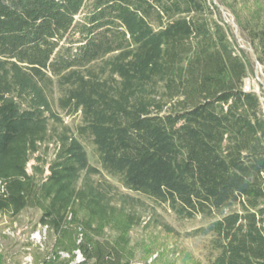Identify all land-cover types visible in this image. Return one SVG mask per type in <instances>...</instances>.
I'll list each match as a JSON object with an SVG mask.
<instances>
[{
	"label": "trees",
	"instance_id": "1",
	"mask_svg": "<svg viewBox=\"0 0 264 264\" xmlns=\"http://www.w3.org/2000/svg\"><path fill=\"white\" fill-rule=\"evenodd\" d=\"M230 2L264 65V14ZM251 73L214 0H0V215L38 213L37 264H137L163 214L207 222L208 264H264Z\"/></svg>",
	"mask_w": 264,
	"mask_h": 264
},
{
	"label": "rangeland",
	"instance_id": "2",
	"mask_svg": "<svg viewBox=\"0 0 264 264\" xmlns=\"http://www.w3.org/2000/svg\"><path fill=\"white\" fill-rule=\"evenodd\" d=\"M239 10L244 13L245 18L249 19L252 24H255L258 18H263L264 0H237ZM215 4L220 7L222 17L230 26L232 39L238 49L245 52L246 58L252 65V73L246 79L245 83L248 88L257 93L264 106V65L258 61V55L255 49L250 44L246 32L242 29L236 13L232 11L230 0H214ZM79 119H76L78 122ZM68 123L72 120L67 119ZM89 161L92 166L98 167L96 158L93 155L91 148L87 147ZM114 185L118 186L123 192H126L119 183L108 178ZM165 220L175 228L177 235L159 234L156 229L145 230L139 228L133 233V240L140 246L141 252L144 248H152V254H141V259L138 263L148 264H208L207 263V244L208 239L204 238H189L187 233L206 226L207 222L198 218L194 221L179 222L173 215L163 214ZM39 215L32 211H26L17 218H10L6 215H0V244L3 249L4 264H22L26 256L30 255L34 263L43 257L44 247L38 249V245L33 236L37 233L43 235V229L40 225L37 226ZM10 232V234H9ZM155 240V242H153ZM32 244L30 249L27 244ZM156 257H158L156 259ZM0 259V264L2 263Z\"/></svg>",
	"mask_w": 264,
	"mask_h": 264
},
{
	"label": "built area",
	"instance_id": "3",
	"mask_svg": "<svg viewBox=\"0 0 264 264\" xmlns=\"http://www.w3.org/2000/svg\"><path fill=\"white\" fill-rule=\"evenodd\" d=\"M246 81V80H245ZM244 90L246 92H251L252 90L250 88L247 87L246 83H244ZM42 227V226H41ZM43 229V235H41L40 233H37L33 236V240H35L36 244L38 245V247H43L44 246V241L46 239V234H47V227H42ZM10 234V232H9ZM0 256H3V249L2 246L0 244ZM82 260V256L78 253L77 254V261H81ZM4 264V263H3ZM6 264V263H5ZM8 264V263H7ZM22 264H35L33 258L28 255L24 258L23 263ZM137 264H141V263H137ZM151 264V263H149Z\"/></svg>",
	"mask_w": 264,
	"mask_h": 264
},
{
	"label": "crops",
	"instance_id": "4",
	"mask_svg": "<svg viewBox=\"0 0 264 264\" xmlns=\"http://www.w3.org/2000/svg\"><path fill=\"white\" fill-rule=\"evenodd\" d=\"M4 258H5L4 256H2V257L0 256V259H2V261H3L2 263H4Z\"/></svg>",
	"mask_w": 264,
	"mask_h": 264
}]
</instances>
